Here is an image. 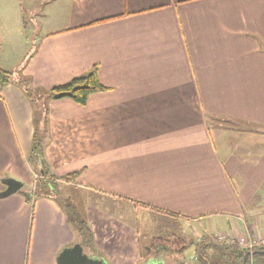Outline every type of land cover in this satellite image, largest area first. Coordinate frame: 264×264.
Segmentation results:
<instances>
[{
	"label": "crops",
	"instance_id": "1",
	"mask_svg": "<svg viewBox=\"0 0 264 264\" xmlns=\"http://www.w3.org/2000/svg\"><path fill=\"white\" fill-rule=\"evenodd\" d=\"M94 66L109 90L86 107L44 101L39 123L50 176L80 175L57 182L66 193L29 202L24 185L0 199V264H59L75 244L104 264H144L122 216L131 201L192 235L263 241L264 143L243 145L235 136L256 132L235 124L264 129V0H0L3 70L46 91ZM35 126L23 91L0 86V193L3 179L30 174Z\"/></svg>",
	"mask_w": 264,
	"mask_h": 264
},
{
	"label": "trees",
	"instance_id": "2",
	"mask_svg": "<svg viewBox=\"0 0 264 264\" xmlns=\"http://www.w3.org/2000/svg\"><path fill=\"white\" fill-rule=\"evenodd\" d=\"M29 59V57H28ZM28 59L26 63L28 62ZM13 84L19 87L26 98L29 100L33 107L34 119H35V135L32 142V152H31V162L37 164L42 172V188L43 192H38V189L31 191L27 195V199L31 202L32 199H38L40 196H47L49 193L44 192L48 187L58 186L57 182H75L79 177L80 172L73 173L55 180L48 173V169L45 166V150L43 147L41 136L39 135L40 127L39 123L42 121L47 112V104L44 101L60 100V99H71L77 105L81 107H86L88 105L89 99L93 94L106 92L109 89L104 87L99 80V70L98 66H94L87 73L73 78L66 84L54 87L52 89L43 91L32 86L31 80L27 77L21 75V71L10 72L3 70L0 67V86H6ZM212 122L218 120L219 124H228L232 121L225 118L212 117ZM50 191V190H49ZM51 192V191H50ZM135 206H139L144 210H150L152 213L157 215H162L165 218L170 216H176V219L172 222L179 224L180 218L172 213H167L165 211L156 210L150 206L131 201ZM64 209L68 212L69 220L74 224L77 231L81 233L86 240L88 245L93 244V235L87 223L84 221L83 217L75 210L72 205H69L67 201L63 203ZM170 219L173 220L172 217ZM181 222V221H180ZM180 225V224H179ZM176 246H173V245ZM190 245L194 246V263L195 264H264V247H257L255 249L244 248L239 245V242L233 240L232 242L224 241L221 243H200L196 245L194 242H187L184 238L180 236L173 235L171 238H154L151 244L146 248V256L143 257L145 261L151 259L158 260L160 263L165 264L166 260L175 262L176 264H187L181 256L183 252ZM181 245L178 249L177 246ZM192 246V247H193ZM262 252V253H257ZM248 253L247 260L245 257Z\"/></svg>",
	"mask_w": 264,
	"mask_h": 264
},
{
	"label": "rangeland",
	"instance_id": "3",
	"mask_svg": "<svg viewBox=\"0 0 264 264\" xmlns=\"http://www.w3.org/2000/svg\"><path fill=\"white\" fill-rule=\"evenodd\" d=\"M218 122V120H215ZM231 123L225 124V125H230ZM235 124V123H233ZM224 122H223V126ZM235 125H239V128L235 129V132H249V131H254L256 132V134L251 135V138H248L246 135L244 136H235V138L241 137V143L243 145H255V144H261L264 143V129L263 128H259V127H251L248 125H241V124H235ZM247 134V133H246ZM259 134V135H257ZM39 135L41 136L42 139V132L40 133L39 131ZM243 137V138H242ZM231 140V137H229V141ZM234 141V140H232ZM259 146V145H258ZM260 147V146H259ZM261 148V147H260ZM31 159V158H30ZM30 174L29 173H23L22 175V179L25 185V189H31V188H35L38 189V192H43L42 188L44 187L42 185L43 180L42 179V172L39 169V167L37 166L36 163L31 162L30 160ZM69 183H72L69 182ZM34 189V190H35ZM52 191L55 195L56 192H64L66 193L67 190H62L61 187L58 186H54V187H48L47 189H45L44 192L47 191V193H50V191ZM87 196V195H85ZM43 196H40L39 198H41ZM72 197H75L74 195H72ZM86 200H84V202L88 201L90 202L89 199H87L85 197ZM91 199H95V196H91ZM68 204L71 205L73 204L72 200H68ZM127 207V206H124ZM64 208V207H63ZM79 208V207H78ZM117 212V211H116ZM122 216L124 217L123 219L126 220L127 222L131 223V224H135V228L137 230V232L140 235V241H141V247H142V251H143V255L146 256V248L151 244L152 239L154 238H168V237H172L173 235L176 236H180L182 238H184L188 243L189 242H194L196 245L206 242V243H221L224 241H228V242H232V239L229 238H219L217 235H212V237L209 238V236H205L203 234H199L197 232V235H195V233L190 234L189 232V226L187 222H179V224L172 222L174 220L170 219V218H165L161 215H157L152 213L150 210H144L143 208L141 209V207L139 206H135L133 205V211L129 208H125V210L122 211ZM219 236H224L219 235ZM85 238V237H84ZM173 246H176L175 244ZM189 244V247L183 252L181 259H183L187 264H195L194 263V246ZM178 249L181 248V245L177 246ZM63 252V251H62ZM145 261V260H144ZM143 263L147 264V261H145ZM167 264H176L175 262H172L170 260H166Z\"/></svg>",
	"mask_w": 264,
	"mask_h": 264
},
{
	"label": "water",
	"instance_id": "4",
	"mask_svg": "<svg viewBox=\"0 0 264 264\" xmlns=\"http://www.w3.org/2000/svg\"><path fill=\"white\" fill-rule=\"evenodd\" d=\"M1 183L6 187V189L0 193V199L21 192L24 187L22 182L13 178H5L1 181ZM249 255H251V253L246 255L245 260H247ZM58 262L59 264H104L94 255L85 252L84 248L80 244H75L72 247L65 249L61 253Z\"/></svg>",
	"mask_w": 264,
	"mask_h": 264
},
{
	"label": "built area",
	"instance_id": "5",
	"mask_svg": "<svg viewBox=\"0 0 264 264\" xmlns=\"http://www.w3.org/2000/svg\"><path fill=\"white\" fill-rule=\"evenodd\" d=\"M240 246H243L245 248H249V249H255L257 247H264V240L263 241H252V242H239Z\"/></svg>",
	"mask_w": 264,
	"mask_h": 264
}]
</instances>
